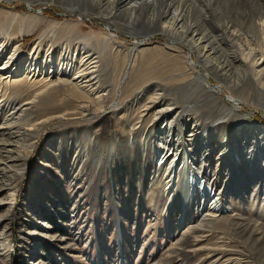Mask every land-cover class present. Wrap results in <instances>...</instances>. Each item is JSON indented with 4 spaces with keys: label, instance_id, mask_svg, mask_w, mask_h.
Instances as JSON below:
<instances>
[{
    "label": "rangeland",
    "instance_id": "374dc122",
    "mask_svg": "<svg viewBox=\"0 0 264 264\" xmlns=\"http://www.w3.org/2000/svg\"><path fill=\"white\" fill-rule=\"evenodd\" d=\"M137 1L0 0V264H264V76L229 56L232 30L264 44V0ZM168 145L209 194L181 222Z\"/></svg>",
    "mask_w": 264,
    "mask_h": 264
},
{
    "label": "bare ground",
    "instance_id": "6f19581e",
    "mask_svg": "<svg viewBox=\"0 0 264 264\" xmlns=\"http://www.w3.org/2000/svg\"><path fill=\"white\" fill-rule=\"evenodd\" d=\"M147 3L149 4H155L157 3L156 0H146ZM139 1H137L136 3H133L132 5H130L134 10H136L137 8H140L142 5L144 6V4H147L144 2V0H140V3H138ZM264 19V18H263ZM183 21V16L179 14V12H175L174 13V17L172 19V21L168 24V26H166V33H168L169 35H175V36H181L180 38H182V44L185 46H188L189 49V57H190V61L192 63L193 68H197V69H202L203 65H200V62H204L206 61L215 63V69L222 71V73H229V71H231V67L234 65V63H229L227 62V60L225 61L224 59H221L220 57L217 58L218 56L216 55V52L214 49H209V46H203V38H195V36L197 35H193L190 37V31H191V26H184L182 25L180 27V23ZM259 26L261 25V27L264 29V21L263 23H259ZM229 28V27H228ZM227 28V29H228ZM106 29L108 31H111V27L107 26ZM231 37H233V39L236 41V43H238V45L236 46L237 48H233V50L229 53L230 57H234V62H235V57H237V55H240V57H242V61L244 64H249L250 65V69H252L256 74H258L260 77L264 76V44H261L259 41L256 42L255 41H248L245 39L244 35L241 34V32L239 30H232L231 31ZM258 40V39H257ZM135 47H139L141 45H143V43H141L140 41H136V43H134ZM199 54L198 57V61L199 63H194V61L191 58V54L193 52H197ZM232 55V56H231ZM260 57V58H259ZM259 58V59H258ZM13 59V58H12ZM223 60V61H221ZM132 61V59H131ZM15 63V62H13ZM218 63V66L216 65ZM5 70V68H0V71L3 72ZM88 71V69H86ZM203 71V69L201 70ZM89 75V73H86ZM203 85L210 91L214 92L216 91L215 89H217V91L219 93L225 94V91L222 87L217 86V85H211L210 83V75L209 74H203ZM84 78V75L82 76H78L75 79L79 80ZM210 84V86H209ZM225 99L227 101H229L230 103H232L236 108L238 105H242V101L238 100V99H234L233 97L230 96H226ZM168 127L170 126V123L168 122ZM191 137V136H189ZM211 141L209 139V137L207 138L206 142H204L202 149L204 148V146L208 147L210 145ZM15 145L14 142L8 141L7 143H5L3 146L5 147L4 149H8L7 147H13ZM171 145L166 146L165 151H169L172 152L174 154V158L171 161L165 179H166V191H167V195L170 198L169 200V204H168V208L171 207V204L173 203L174 197L177 195V193H181L183 195L182 198V208L184 209L181 213L182 218H180V222L185 220L186 218V209L190 203V198H192L194 196V191H193V185L195 184L197 186L198 183H200L201 181H199L197 179V181H195V183L190 184L191 182L189 181V177L191 175L190 170L194 169L195 167H193L194 163L193 159L198 161V157H195V155H192V151H188L187 148H183V152L185 153V157L184 159H181L180 157L177 156L176 154V150L174 148H170ZM201 149V150H202ZM11 154V151H8ZM166 156H168L166 154ZM181 160V165H182V169L183 171L181 172L182 179H180V183H176V177L179 176L178 170L180 169L181 165L178 166L179 161ZM177 168H179L177 170ZM203 174V173H202ZM198 176L203 177L200 175V173H198ZM200 179V178H199ZM196 180V179H194ZM209 186L213 189L216 190V186L213 183H209ZM198 189V190H197ZM194 188L195 191H197L198 193V197L201 199L200 201L202 202H206L209 194L208 193H202L201 189L198 188L197 186ZM205 191V188H204ZM212 194V193H210ZM217 199V198H216ZM215 198H213L214 203L212 202L211 205V210L212 209H219V207H215L214 204L219 205L218 202L220 201V199H218V201ZM216 200V201H215ZM221 202V201H220ZM211 203V202H210ZM209 203V204H210ZM203 204V203H202ZM215 216H217L216 212H215Z\"/></svg>",
    "mask_w": 264,
    "mask_h": 264
}]
</instances>
